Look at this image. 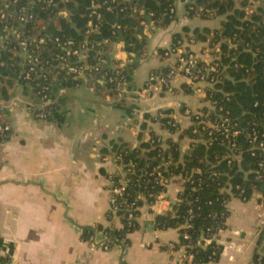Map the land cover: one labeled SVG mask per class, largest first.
I'll return each mask as SVG.
<instances>
[{
	"label": "crops",
	"instance_id": "obj_1",
	"mask_svg": "<svg viewBox=\"0 0 264 264\" xmlns=\"http://www.w3.org/2000/svg\"><path fill=\"white\" fill-rule=\"evenodd\" d=\"M220 20L180 17L175 22L147 29L138 43L112 42L103 53L106 66L120 69L136 62L133 77L119 90L79 77L76 87H64L73 78L72 63L47 70L59 90L57 110L40 121L37 101L16 78L4 87L10 109L1 121L11 135L0 142V259L11 264H181L184 248L178 229L155 227L157 216L173 209L181 192L171 184L153 205L140 209L138 229L128 235L123 248L109 240L110 249L99 247L104 229H121L117 217H109L110 180L117 170L112 144L139 147L155 135L178 144L180 159L196 141L189 134L193 122L177 107L198 111L208 106L203 92L185 89L176 78L170 90L146 86L152 72H166L175 63L164 52L177 37L185 48L200 54L207 40L191 45L196 29L218 28ZM187 30V31H186ZM141 36V37H140ZM208 38V37H207ZM145 40L141 48L140 43ZM140 47V48H139ZM105 82L104 76L101 78ZM159 113L174 114L179 130L171 133L155 123ZM226 229L218 235L223 247L219 258L207 264H251L264 247V206L260 201L231 198ZM176 249L170 251L169 244Z\"/></svg>",
	"mask_w": 264,
	"mask_h": 264
},
{
	"label": "built area",
	"instance_id": "obj_2",
	"mask_svg": "<svg viewBox=\"0 0 264 264\" xmlns=\"http://www.w3.org/2000/svg\"><path fill=\"white\" fill-rule=\"evenodd\" d=\"M20 1L0 0V142L8 139L12 131L11 126L1 121L4 112L10 109V104L3 99V90L5 86H8L9 80L14 77L22 86L21 80L34 84L37 96L40 98V104L37 103L40 112L36 116L40 121H47L57 110V98H52L53 85L47 70L53 66L63 67L72 63L69 58L60 53L53 55L52 58H41L40 54L48 50L50 37L47 34L31 37L28 35V31L17 29L14 21H12L16 13L15 20L19 24L26 27L28 24L36 21L41 30H44L48 24L46 19L42 18V14L37 15L33 9L37 5L42 12H46L47 14L54 6L55 0H29L27 5H21ZM117 1L106 0L102 4L93 3L91 16H96V20H91L88 24V29L86 30L88 37L99 34L102 30V16L97 13V10L106 5L110 6ZM198 1L174 0V4L170 5L167 12L163 14V17L155 19V12L147 13L145 7L141 5L140 0H124V2L132 6L131 15L140 20L136 30L141 35L147 29L151 30L156 27H163L165 18L171 19V23L175 22L180 17V8L184 10L185 18L202 20V17H205L206 20H209V18L214 19L216 11L209 8L208 5L216 0H206V4H199ZM236 3L239 10L244 14L240 20V34L235 33L231 38L223 36L219 42H214V36H211L207 39V47L200 54L185 48L182 41L177 39L175 44L164 52L165 57L175 58V63L166 72H152L148 77L146 86L148 89L153 90H170L173 81L178 77H182L185 80L186 90L203 92L204 98L208 103L206 108L192 111L189 108H185L182 104H178L177 106L185 117L192 120L193 133L201 136L195 138L196 141L193 145L203 144L210 147L216 143L220 144L226 149L223 158L228 161V165H232L234 162L241 163L244 154L242 146L245 145L247 147L245 152L251 154L252 157L259 158L257 168L247 172L246 175L254 174L255 181L260 183L261 188L259 189L257 185H253L249 194L241 192L239 195H236L232 193V187H229L227 184L223 187L222 191L230 194V199L234 197L242 202L257 200L264 206V97L257 100L254 104L255 108L260 109L259 113L248 115L244 112L241 118H234L232 110L228 106L232 101L231 95L225 93L223 98H216V95L221 93V89H218L220 85L226 80L235 81L230 74V70L242 72L246 76L243 80L247 82H256L259 73H262L264 76V0H247L245 5H241L239 2ZM125 9L127 10L128 8ZM66 14L63 11L59 13V15ZM217 20H221V17H218ZM54 25L58 26V22L54 21ZM243 33H246V38L243 37ZM51 40H53L55 45L67 50L69 56L76 59V62H73L71 67L73 79L77 80L86 72H90L91 74L99 73V66L101 64L104 65L102 59L95 67L86 64L89 52L95 49L96 44L85 42V44L77 45L75 41L71 39L64 40L63 37H55L51 38ZM111 43L110 39L103 41V45L106 47ZM189 43L196 45L200 41L193 36L189 39ZM225 44L228 47L227 52L222 49V46ZM243 54L251 56L252 65L240 62L239 58ZM258 64L259 68L256 67ZM114 70H116L114 73L116 77L113 75L109 76L107 83L113 84L114 88L112 90L115 91L127 83V77L124 75L122 69L114 67ZM154 122L165 125L169 124L174 129L171 131L168 128L171 133H175L180 129L175 115L171 113L157 114L154 117ZM148 142L153 146V149L158 148L161 154L167 153L170 150V142L166 145L165 140L159 136L153 135ZM193 145L190 150H192ZM112 159L117 170L109 176L111 184L110 213L113 214V217L121 220V229H124L126 226L133 228L138 224L140 217L141 207L137 205V200L143 197L139 196L136 200L128 202L124 198L123 190L130 182L128 176L135 173V164L132 161L126 163L120 153L114 154ZM173 163V158L169 154L167 158H162L161 165L155 167L150 176L153 178L152 181L155 185L163 188L161 194L174 182L180 184L181 192L174 204L175 206L186 200L184 194L187 188L195 187L197 184L196 176L200 171L196 168H188L184 160L181 159L174 164L175 168L171 169L170 167ZM236 188L239 190L240 186ZM229 201L225 200L227 212L229 211ZM222 216L225 217V213ZM216 237L214 236V238ZM185 239H189L187 234H185ZM210 243L211 240L206 239L203 246L207 247ZM98 245L105 250L110 249L107 234H105ZM119 245L123 248L128 246L125 241ZM182 247L184 248V253L181 258V264H193L194 254L188 253V246ZM168 248L170 251H174L176 246L171 243ZM263 261L264 247L257 253L251 264H262ZM0 264L11 263L0 259Z\"/></svg>",
	"mask_w": 264,
	"mask_h": 264
},
{
	"label": "trees",
	"instance_id": "obj_3",
	"mask_svg": "<svg viewBox=\"0 0 264 264\" xmlns=\"http://www.w3.org/2000/svg\"><path fill=\"white\" fill-rule=\"evenodd\" d=\"M28 1L21 0L20 4L27 5ZM104 1L106 0H55L54 6L47 14L46 12H42L36 5L33 11L37 15L42 14V18H45L48 23L44 30H41L36 21L28 24L26 27L19 24L15 20L16 13L12 21H14L17 29L28 31V35L31 37L45 34L50 37L47 52L45 51L40 54V57L44 59L52 58L53 55L60 53L72 62H76L75 58L68 55L67 50L55 45L51 38L63 37L64 40L71 39L77 45L85 44V42L96 44L95 49L89 52V57L86 61V64L95 67L99 64L103 53L106 51V46L103 45L105 39H110L114 43L123 40L128 43L137 44V35L141 34L136 30L140 20L131 15V4L124 2V0H118L110 6L106 5L97 10V13L102 16V30L99 34L88 37L86 35L88 24L91 20H96V16H91L93 11L92 5L94 2L102 4ZM234 1L216 0L208 5L209 8L216 11L215 18H209V20H217L218 17H221V20L218 23L219 27L215 30L208 28L202 30L196 29L194 36L198 41L204 42L209 37L214 36V42H219L223 36L231 38L235 33H241L239 28L241 25L240 20L244 14L239 10L236 2L245 5L247 0ZM140 2L145 7L147 13L155 12V19L163 17V14L167 12L170 5L174 4V0H140ZM198 3L206 4V0H199ZM125 8L128 9L126 10ZM61 11L67 14L59 15ZM202 20H206V18L202 17ZM54 21L58 22V26L54 25ZM171 21V19L165 18L163 26L169 25ZM243 37H247L246 33H243ZM177 39L180 38L177 37ZM145 42L143 40L140 43L141 48L145 45ZM222 49L227 52V45H223ZM239 60L240 62L252 65L250 55L243 54ZM256 67L259 68V64ZM136 68L137 63L134 62L122 69L124 75L127 77V82L132 79ZM115 71L114 67L110 65L103 75L106 82L104 87L108 90L114 88L113 84L107 83V79L111 75L116 77L114 75ZM230 74L235 81L226 80L220 85L218 89H221V93H218L216 98H223L225 93L231 95L232 101L228 106L232 110L234 118H241L244 112L248 115L259 113L260 109L255 108L254 104L257 100L264 97L263 74H258L256 82L243 80L246 76L242 72L230 70ZM21 83L25 91L40 100L34 84L25 82L24 80H21ZM77 85V81L70 79L64 87L72 88ZM52 98H56L54 90L52 91ZM39 112L40 110H37L36 114ZM166 125L171 131L174 130L169 124ZM193 131L194 128L189 129L185 134H189L193 139L201 137L194 134ZM169 142L170 150L164 154H161L158 148L153 149V146L149 142H143L139 147H131L128 144H112L111 151L114 154L120 153L126 163L132 161L135 164V173L128 176L130 182L123 190L124 198L128 202H132L139 196H142L143 198L137 200V205L139 207H142L145 203L151 205L156 201L158 195L162 193L163 188L154 184L150 173L155 167L160 166L162 158H167L169 154H171L174 162L170 167L171 169H174V164L180 161L178 144ZM242 148L244 154L241 163L234 162L232 165H228V161L223 158L226 149L220 144L216 143L210 147L203 144L193 145L192 150L185 156L184 163L188 168H196L200 171L196 176L197 184L194 188H187L184 194L186 200L180 204H176L170 213L156 217L155 227L157 229L179 230V246H188V253L194 254L193 264H207L210 261H215L223 250V247L218 243V235L221 230L226 229L227 218L230 215V212H227L225 208V200H230V194L223 192V187L228 184L229 187H232V193L236 195H239L241 192L249 194L253 185H257L259 189L261 188L260 183L255 181L254 174L246 175L247 172L257 168L259 158L252 157L251 154L245 152L247 148L245 145ZM237 186H240L239 190L236 188ZM224 213L225 217L222 216ZM109 217L112 219L113 214L109 213ZM125 223L127 224V222ZM138 227L139 225L137 224L133 228L126 226L124 229H104L102 227L98 229L105 232L113 244H121L123 241L129 244L128 235L136 231ZM185 234L189 236V239H185ZM214 236L217 237L214 238ZM206 239L211 240V243L207 247H204L203 244ZM262 264H264V261Z\"/></svg>",
	"mask_w": 264,
	"mask_h": 264
},
{
	"label": "water",
	"instance_id": "obj_4",
	"mask_svg": "<svg viewBox=\"0 0 264 264\" xmlns=\"http://www.w3.org/2000/svg\"><path fill=\"white\" fill-rule=\"evenodd\" d=\"M3 48H5V47L3 46ZM99 67H100V72L99 73L91 74L90 72H86L85 73V76L87 78L91 79V80H94L95 83H98V84H101L102 83V84L105 85L106 82H102L101 81V78L103 77V75L105 74V72L109 68V66H106V65H102L101 64ZM74 80L77 81V82H79V78L77 80L76 79H74ZM53 90H54L55 97L57 98L58 93H59V90L58 89H55V88ZM109 91H111V90H109ZM35 100H37V103L40 104V100L37 97H35ZM38 110H40V108Z\"/></svg>",
	"mask_w": 264,
	"mask_h": 264
}]
</instances>
